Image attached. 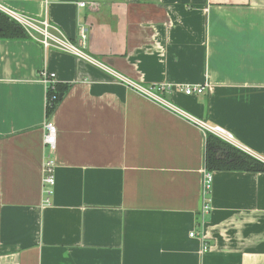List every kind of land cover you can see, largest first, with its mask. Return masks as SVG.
Listing matches in <instances>:
<instances>
[{
  "label": "crops",
  "instance_id": "0c3cea01",
  "mask_svg": "<svg viewBox=\"0 0 264 264\" xmlns=\"http://www.w3.org/2000/svg\"><path fill=\"white\" fill-rule=\"evenodd\" d=\"M47 18L72 42L85 26L102 66L0 39V264H264V173L212 172L203 214L204 134L120 80L209 84L163 97L264 163V0H60ZM42 70L70 86L50 119Z\"/></svg>",
  "mask_w": 264,
  "mask_h": 264
},
{
  "label": "built area",
  "instance_id": "2783aa9c",
  "mask_svg": "<svg viewBox=\"0 0 264 264\" xmlns=\"http://www.w3.org/2000/svg\"><path fill=\"white\" fill-rule=\"evenodd\" d=\"M39 1L43 7L42 18H37L31 15H27L18 12L7 5H4L5 0H0V13L7 16L10 20L15 22L19 27L23 29L29 39H33L39 42L44 49H53L68 55H71L77 59L84 60L92 65L102 66L95 59L85 52L87 43V28L80 26L78 29V37L75 42H72L55 26L48 22V8L54 3H58L60 0H33ZM76 5L79 8H87L89 10H96L98 7L97 3L94 2H77ZM54 74L48 73L46 70L40 72V80L46 86V91L53 87L56 83L54 81ZM120 80L125 83L128 87L135 90L139 95L149 99L172 113L184 118L186 121L196 125L198 129L204 134L210 133L217 138L225 141L226 143L236 147L233 138L226 131L217 126H211L207 123L194 119L184 111L178 109L170 102H168L163 94H171L173 90L183 93L186 96L202 95L210 90V85H172V84H158L143 86L120 77ZM45 136L43 140L44 147L53 149L55 143L56 128L50 122L46 121L44 124ZM213 181L212 172L202 170V213L207 214L210 211L209 201L207 195L210 193ZM54 185V162L52 159L45 158L42 166V189L43 193L49 195ZM46 203H48L46 201ZM193 237L194 233H190ZM207 245H203L201 252L207 250Z\"/></svg>",
  "mask_w": 264,
  "mask_h": 264
},
{
  "label": "trees",
  "instance_id": "16d2710c",
  "mask_svg": "<svg viewBox=\"0 0 264 264\" xmlns=\"http://www.w3.org/2000/svg\"><path fill=\"white\" fill-rule=\"evenodd\" d=\"M0 39L24 40L29 37L15 22L0 13ZM69 87L55 83L47 90V119L54 114ZM204 168L210 172L264 173V163L210 133L204 136Z\"/></svg>",
  "mask_w": 264,
  "mask_h": 264
},
{
  "label": "rangeland",
  "instance_id": "374dc122",
  "mask_svg": "<svg viewBox=\"0 0 264 264\" xmlns=\"http://www.w3.org/2000/svg\"><path fill=\"white\" fill-rule=\"evenodd\" d=\"M4 5H7L6 2L4 3ZM8 6V5H7ZM9 7V6H8ZM11 8V7H10Z\"/></svg>",
  "mask_w": 264,
  "mask_h": 264
},
{
  "label": "water",
  "instance_id": "95a60500",
  "mask_svg": "<svg viewBox=\"0 0 264 264\" xmlns=\"http://www.w3.org/2000/svg\"><path fill=\"white\" fill-rule=\"evenodd\" d=\"M62 97V95H60V98Z\"/></svg>",
  "mask_w": 264,
  "mask_h": 264
}]
</instances>
